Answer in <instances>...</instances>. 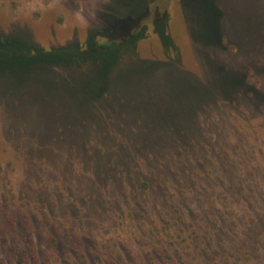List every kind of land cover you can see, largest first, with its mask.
Segmentation results:
<instances>
[{"label": "rangeland", "instance_id": "rangeland-1", "mask_svg": "<svg viewBox=\"0 0 264 264\" xmlns=\"http://www.w3.org/2000/svg\"><path fill=\"white\" fill-rule=\"evenodd\" d=\"M156 1L0 0V264H264V0H169L53 71L10 50L122 37Z\"/></svg>", "mask_w": 264, "mask_h": 264}, {"label": "trees", "instance_id": "trees-1", "mask_svg": "<svg viewBox=\"0 0 264 264\" xmlns=\"http://www.w3.org/2000/svg\"><path fill=\"white\" fill-rule=\"evenodd\" d=\"M159 1L164 2V4H160L163 6L162 10L159 11ZM169 5V0H157L154 2V8L146 12L144 16L139 20L140 22L137 24H134L133 27L128 28L126 31V34L122 35V37H118L114 31L113 28H107L103 29L100 27L102 30H94L93 33H89V36L85 39V43L79 44V43H73L69 45H64V46H56L52 48H44L41 46H38L33 43L32 47L29 48H11V51L19 52L18 54H22L24 57L31 58L33 62H38V61H45L47 65H51L54 63V66H49V70L53 71V69H60L62 67L69 66V64L74 63L78 59H80L82 62L83 61H92L93 59H104L107 57V54L109 51L119 47L121 44H123L124 41L128 40H136L139 36H142L141 31L145 28L146 22L149 20L152 23H157V24H165L167 19H168V12L166 11L167 6ZM147 6V5H146ZM145 9V8H144ZM131 14V13H130ZM133 14H131L132 16ZM150 22V23H151ZM156 24V25H157ZM156 27V26H155ZM104 34L108 38V41L104 42H98V36ZM222 32L219 33V39L221 36ZM95 39V40H94ZM6 46V40H5V33L0 32V50L4 49ZM6 50V49H5ZM79 57V58H78ZM0 59H3L0 64V70H3V68H8V67H13L14 64L9 59L8 57H0ZM77 59V60H76ZM13 60V59H12ZM105 60V59H104ZM10 63V64H8ZM39 63V62H38ZM37 64V63H36ZM56 64V65H55ZM5 65V66H4ZM236 77V84L237 87L239 83H242L243 77ZM54 84L61 83L60 80H56V77L53 79ZM69 87L72 88V85H69ZM173 125H170L168 123L167 126L171 127V130L174 133L181 134V135H187L192 130H188L190 127L191 129V123L190 119H177L175 123H172Z\"/></svg>", "mask_w": 264, "mask_h": 264}]
</instances>
